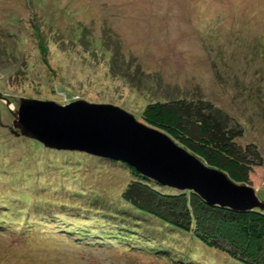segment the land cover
Segmentation results:
<instances>
[{
    "label": "rangeland",
    "instance_id": "1",
    "mask_svg": "<svg viewBox=\"0 0 264 264\" xmlns=\"http://www.w3.org/2000/svg\"><path fill=\"white\" fill-rule=\"evenodd\" d=\"M21 98L138 121L155 101H210L258 148L247 185L264 202V0H0V264H239L126 204L133 167L14 135L5 101Z\"/></svg>",
    "mask_w": 264,
    "mask_h": 264
},
{
    "label": "trees",
    "instance_id": "2",
    "mask_svg": "<svg viewBox=\"0 0 264 264\" xmlns=\"http://www.w3.org/2000/svg\"><path fill=\"white\" fill-rule=\"evenodd\" d=\"M140 120L167 134L205 165L224 172L235 183H249L251 169L263 162L254 144L236 143L243 135L242 126L210 101L188 98L155 101L143 108ZM117 162L132 169L124 162ZM130 175L132 179L120 193L126 204L173 228L192 233L236 263L264 264V211L252 209L237 213L209 206L192 191L161 186L134 169ZM240 220L246 221L241 222L245 224L240 225ZM3 223L0 220V227ZM235 229L240 231L239 236L232 235ZM61 234L75 241L85 232L67 227ZM125 240V237L119 238L118 245L106 241L111 242L107 244L113 249L119 248L116 256L127 257L128 248L134 246Z\"/></svg>",
    "mask_w": 264,
    "mask_h": 264
},
{
    "label": "water",
    "instance_id": "3",
    "mask_svg": "<svg viewBox=\"0 0 264 264\" xmlns=\"http://www.w3.org/2000/svg\"><path fill=\"white\" fill-rule=\"evenodd\" d=\"M11 132L56 150H74L116 160L161 186L189 190L209 206L233 211L264 210L252 187L235 183L174 142L167 134L110 104L76 100L65 105L21 98ZM18 131V132H17Z\"/></svg>",
    "mask_w": 264,
    "mask_h": 264
}]
</instances>
